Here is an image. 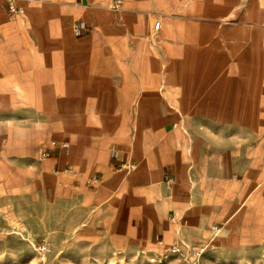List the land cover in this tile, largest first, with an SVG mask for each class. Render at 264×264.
<instances>
[{"label": "crops", "instance_id": "obj_1", "mask_svg": "<svg viewBox=\"0 0 264 264\" xmlns=\"http://www.w3.org/2000/svg\"><path fill=\"white\" fill-rule=\"evenodd\" d=\"M7 1L2 149L26 179L131 253L174 245V210L201 215L207 182L213 222L241 213L264 179V0Z\"/></svg>", "mask_w": 264, "mask_h": 264}, {"label": "rangeland", "instance_id": "obj_2", "mask_svg": "<svg viewBox=\"0 0 264 264\" xmlns=\"http://www.w3.org/2000/svg\"><path fill=\"white\" fill-rule=\"evenodd\" d=\"M2 120L0 116V264H264V179H259L257 171L249 174L252 186L241 213L233 212L226 224L213 222L207 182L204 208L200 206L203 215L188 218L175 209L170 218L165 237L174 243L168 247H175V252L166 251L167 247L149 253L140 245L131 253L112 248L108 235L84 220L83 208L70 206L50 177L39 185L26 179L20 172L22 161L3 154ZM54 180L57 186L59 182ZM95 184L89 182V189ZM96 191L90 193V199L99 201ZM246 208L249 211L243 218ZM90 209L93 214L97 211L89 208L86 215H93ZM188 213L194 215L192 210ZM189 236H197L201 242L190 245Z\"/></svg>", "mask_w": 264, "mask_h": 264}, {"label": "built area", "instance_id": "obj_3", "mask_svg": "<svg viewBox=\"0 0 264 264\" xmlns=\"http://www.w3.org/2000/svg\"><path fill=\"white\" fill-rule=\"evenodd\" d=\"M29 1H33V0H29ZM118 3H120V1L118 0ZM7 10L11 13H14V12H18V11H21L20 10V7H18L13 0H8L7 1ZM159 25H160V21H156L155 24H154V30H156L157 28H159ZM83 30H84V26L81 24H77L73 27V32L76 36H80L82 33H83ZM158 30V29H157ZM45 155V154H44ZM125 169H128L130 166L129 165H125L123 166ZM94 182L96 181V179L93 180ZM168 249H170L171 251H176L175 250V247H168L166 251H169ZM165 251V252H166Z\"/></svg>", "mask_w": 264, "mask_h": 264}, {"label": "bare ground", "instance_id": "obj_4", "mask_svg": "<svg viewBox=\"0 0 264 264\" xmlns=\"http://www.w3.org/2000/svg\"><path fill=\"white\" fill-rule=\"evenodd\" d=\"M190 182V186H192L194 184V181H189ZM178 223V222H177Z\"/></svg>", "mask_w": 264, "mask_h": 264}]
</instances>
